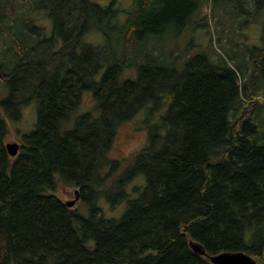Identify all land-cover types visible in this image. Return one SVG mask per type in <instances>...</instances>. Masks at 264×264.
<instances>
[{
	"label": "trees",
	"instance_id": "1",
	"mask_svg": "<svg viewBox=\"0 0 264 264\" xmlns=\"http://www.w3.org/2000/svg\"><path fill=\"white\" fill-rule=\"evenodd\" d=\"M237 1L247 17L264 11V0L252 10ZM119 3L0 0L10 88L2 107L18 120L36 103L38 115L17 157L0 119V264H212L207 256L224 252L264 264V101L252 114L243 106L264 94V32L249 79L207 52L177 70L150 43L186 29L198 1ZM91 33L105 44L90 43ZM132 70L135 78L124 77ZM136 121L146 144L116 158L121 129ZM140 175L146 184L132 199ZM60 183L79 189L89 216L60 199ZM102 201L128 208L109 218Z\"/></svg>",
	"mask_w": 264,
	"mask_h": 264
},
{
	"label": "rangeland",
	"instance_id": "2",
	"mask_svg": "<svg viewBox=\"0 0 264 264\" xmlns=\"http://www.w3.org/2000/svg\"><path fill=\"white\" fill-rule=\"evenodd\" d=\"M109 1V0H99ZM201 6L199 12L192 17L186 29L181 33H166L161 37L151 40L150 48L155 49V53L164 56L163 62L168 67H174L181 70L185 62L194 55L201 52L210 54L213 60L217 59L220 54L224 58L230 60V64L236 66L244 78L249 79L254 70L253 57L250 53H258V49L262 47L264 32V11L257 17H247L240 13L237 0H220L219 3L213 4L212 0H197ZM237 1V2H236ZM244 2V7L249 10L253 8V0H240ZM133 6V0H120L119 7L128 9ZM24 9V8H23ZM206 20H203L205 19ZM202 19V20H201ZM126 15L120 16V21L124 22ZM196 22V23H195ZM41 26L50 27L48 18H42L38 22ZM18 30V29H16ZM87 40L95 45L105 44L104 37L100 34L91 33ZM1 42V41H0ZM5 45L0 43V64L4 61ZM4 47V48H3ZM255 50V51H254ZM135 60L136 55L131 56ZM141 59V57H137ZM7 60V59H6ZM9 72V71H8ZM135 78V70L125 72L124 77ZM264 92V91H263ZM10 88L4 78H0V119H4L9 128L8 143L22 144L23 136L31 133L37 123V107L36 103H31L22 108L21 117L13 120L4 113L2 103L8 98ZM262 96L243 102V106L247 108L248 114L255 111L258 101H264ZM83 110L93 108L94 102L90 94L83 97ZM144 125L138 121L125 125L118 136L116 146L113 149V156L122 159L143 147L147 142L146 132L143 130ZM146 184L145 176L140 175L133 182L131 190L144 187ZM79 189L60 183L58 185L57 195L64 202H71L75 199L76 191ZM133 191V198H135ZM104 214L109 218H121L128 208V203H122L114 211L111 210L109 204L102 201ZM1 206V204H0ZM75 209L80 208V212L86 217L89 211L84 203L77 202Z\"/></svg>",
	"mask_w": 264,
	"mask_h": 264
},
{
	"label": "water",
	"instance_id": "3",
	"mask_svg": "<svg viewBox=\"0 0 264 264\" xmlns=\"http://www.w3.org/2000/svg\"><path fill=\"white\" fill-rule=\"evenodd\" d=\"M0 78H3V73L0 68ZM7 151L11 157H17L21 145L18 143H8L6 145ZM78 190L76 191L75 199L71 202H67L68 207H73L79 201ZM190 246L193 251L200 256H207L205 249L197 242L191 241ZM212 264H257L256 259L246 252H224L216 255L207 256Z\"/></svg>",
	"mask_w": 264,
	"mask_h": 264
},
{
	"label": "bare ground",
	"instance_id": "4",
	"mask_svg": "<svg viewBox=\"0 0 264 264\" xmlns=\"http://www.w3.org/2000/svg\"><path fill=\"white\" fill-rule=\"evenodd\" d=\"M213 1V0H212ZM237 2V1H236ZM62 3V2H61ZM119 10V9H118ZM3 15V14H2ZM110 22V21H109ZM196 23V22H195ZM62 27V26H61ZM132 27V26H131ZM12 28V27H11ZM131 31H132V29H131ZM80 32V31H79ZM27 34V33H26ZM60 34H61V32H60ZM129 36V35H128ZM11 37V36H10ZM71 42V41H70ZM255 51V50H254ZM61 54V53H60ZM147 54V53H146ZM8 64V63H7ZM19 68V67H18ZM236 77V76H235ZM250 83V82H249ZM246 88V87H245ZM239 90V89H238ZM244 92V91H243ZM248 93V92H247ZM247 99V98H246ZM116 167V166H115ZM129 174V173H128ZM130 177V176H129ZM89 199V198H88ZM114 205V204H113ZM43 248V247H42Z\"/></svg>",
	"mask_w": 264,
	"mask_h": 264
}]
</instances>
